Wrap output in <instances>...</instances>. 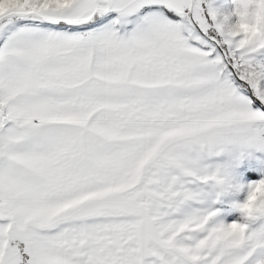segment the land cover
<instances>
[{"label":"snow or ice","instance_id":"snow-or-ice-1","mask_svg":"<svg viewBox=\"0 0 264 264\" xmlns=\"http://www.w3.org/2000/svg\"><path fill=\"white\" fill-rule=\"evenodd\" d=\"M0 264H264V0H0Z\"/></svg>","mask_w":264,"mask_h":264}]
</instances>
